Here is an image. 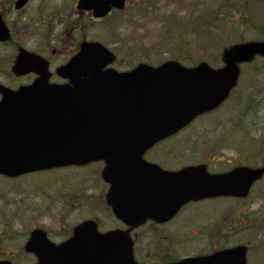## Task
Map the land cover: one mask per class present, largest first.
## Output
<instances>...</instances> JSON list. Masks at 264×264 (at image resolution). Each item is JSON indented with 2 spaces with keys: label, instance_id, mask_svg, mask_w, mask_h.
<instances>
[{
  "label": "water",
  "instance_id": "95a60500",
  "mask_svg": "<svg viewBox=\"0 0 264 264\" xmlns=\"http://www.w3.org/2000/svg\"><path fill=\"white\" fill-rule=\"evenodd\" d=\"M26 1L19 0L17 7ZM124 5L125 0H81L78 8L93 10L94 16L101 18L113 7L123 9ZM8 38L0 20V41ZM256 54L264 56V42L225 50L226 67L220 70L206 63L186 69L168 62L158 68L141 64L131 72L119 73L103 71L114 62L113 54L99 43H85L79 55L62 69L64 76L73 79L74 87H54L47 84L44 68H34L35 57L23 51L15 72L37 71L42 79L16 92L0 87L4 95L0 102V174L15 177L98 159H106L112 168L137 160L151 145L220 105L237 84V64L251 61ZM202 170L188 167L169 175L170 182L175 180L181 186L169 189L164 198L145 197L130 190L137 180L127 183L109 175L106 179L113 188L108 204L116 217L130 226L148 218L161 222L189 200L245 196L251 182L264 173V169L241 168L227 175L204 176ZM26 251L37 255V264H136L128 232L100 234L91 221L77 226L73 237L59 246L42 230H35ZM246 254L247 248L239 246L175 264H247Z\"/></svg>",
  "mask_w": 264,
  "mask_h": 264
},
{
  "label": "rangeland",
  "instance_id": "374dc122",
  "mask_svg": "<svg viewBox=\"0 0 264 264\" xmlns=\"http://www.w3.org/2000/svg\"><path fill=\"white\" fill-rule=\"evenodd\" d=\"M76 1L30 0L21 14H15L9 4L5 5L6 0H0V12L14 33L11 43L0 45L1 83L17 84L28 80H15L10 74L18 44L29 50L41 49L44 54L54 49L52 63L60 65L82 38L99 41L117 55L114 68L129 70L139 62L159 65L169 59H176L187 66L207 61L211 66L218 67L223 48L232 43L264 39V0H128L125 10L115 11L103 22H87V26L76 20L79 17L75 10ZM216 20L229 22L235 33L220 36L224 25L216 23L214 27L211 22ZM21 23L27 25L25 35ZM176 34L184 36L183 44L170 40L171 35ZM260 64L258 61L243 68L240 88L232 99L187 131H190L188 136L192 142L202 141L201 145L190 143L187 146L186 157L190 162L210 161L211 169L222 172L228 170L231 163L264 157V151L258 148L264 137V67ZM213 122L214 128L207 133L214 135L211 136V143H206L204 141L210 137L203 132L208 128L207 124L212 125ZM245 125L258 129H240ZM227 128L232 129L225 131ZM244 137L251 146L248 152L240 147ZM186 138L187 134L177 142H185ZM220 156L225 158L223 162L212 161L213 157ZM96 171L97 166L85 178L88 180L85 193L89 195L99 193L95 183ZM85 174V169L64 168L13 179L0 175V254L10 257L15 264H35L34 257L22 252L20 246L31 230L43 228L53 241L60 242L62 237L66 238L70 226L92 217L94 202L75 201L78 198L74 197L82 194L78 186H73L77 192L61 195L65 203H71V198H74L70 208L77 209L73 213L72 210L67 212V204L60 206V200L55 199L60 195L57 193L68 191ZM58 189L63 191L54 192V198L47 195ZM94 197L97 199L96 195ZM251 204L253 206L248 207ZM245 206L238 201L231 207L230 203L204 201L189 206L188 210L186 208L170 226L176 231L186 226L182 232L189 236L187 240L185 236L184 247H189L186 250L190 253L184 255L192 254L191 248L195 247L208 252L221 246L244 243L249 246L250 254L262 249L260 254L250 257V264H264V182L256 186ZM237 209L244 210V217L239 219L241 214L237 211L236 227L231 223L232 230H228V219L233 221V213ZM62 212L65 214L61 215ZM193 213H199L198 218L193 220L198 224L191 227L188 222ZM103 216L99 219L103 220L105 230L118 226L113 217ZM200 221L207 223L201 225ZM150 231L142 229L139 232L140 246ZM156 245L154 243L150 247ZM197 250L195 252H199ZM156 255L157 261L164 257L162 253ZM146 261L152 264L153 260L148 255Z\"/></svg>",
  "mask_w": 264,
  "mask_h": 264
},
{
  "label": "flooded vegetation",
  "instance_id": "af4514ba",
  "mask_svg": "<svg viewBox=\"0 0 264 264\" xmlns=\"http://www.w3.org/2000/svg\"><path fill=\"white\" fill-rule=\"evenodd\" d=\"M55 53V51L53 52ZM183 154L182 152H177L175 149L173 150L170 145L162 142L157 144L155 147L151 148L149 151L146 152L144 158L147 162L157 165L163 170H179V168H173L172 164L173 162L177 160V157ZM181 169V168H180ZM109 189V185L103 182V185L101 186V193L105 194L107 193ZM149 226H157L156 224L150 222Z\"/></svg>",
  "mask_w": 264,
  "mask_h": 264
}]
</instances>
